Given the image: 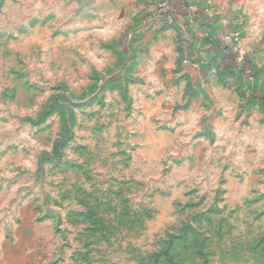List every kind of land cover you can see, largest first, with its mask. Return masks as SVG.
<instances>
[{"label": "rangeland", "instance_id": "rangeland-1", "mask_svg": "<svg viewBox=\"0 0 264 264\" xmlns=\"http://www.w3.org/2000/svg\"><path fill=\"white\" fill-rule=\"evenodd\" d=\"M249 1L218 63L236 47L244 71L210 86L190 33L165 34L167 0H0V264H264Z\"/></svg>", "mask_w": 264, "mask_h": 264}, {"label": "crops", "instance_id": "crops-1", "mask_svg": "<svg viewBox=\"0 0 264 264\" xmlns=\"http://www.w3.org/2000/svg\"><path fill=\"white\" fill-rule=\"evenodd\" d=\"M250 2L249 0H167L168 14L174 20L169 25H166L165 34L169 32L168 36H172L171 38H173L174 35L175 38V36H178L183 31L185 36H192V40H190V44L192 45H186L187 47L185 48H187V51L194 52L198 55L203 54L205 57L201 58L197 56V59H207L205 60L207 61L206 66L201 67L206 69L207 73L201 70L200 72L197 71L198 73L204 74L205 82L209 81L206 75H208L209 69L213 68L216 62L217 68L222 67V65L218 66V63L221 61L219 55L221 56L222 54L220 50L222 43L221 37H224L223 35L226 31L233 29L231 23L238 21L235 14L241 13L240 7L249 5ZM232 7L234 11H232ZM206 11L208 12L206 13ZM175 23H179L181 26L175 25ZM163 46L164 44H162ZM164 47L168 49L165 51V54H175L173 49L176 51V47L172 41ZM171 62L172 64L169 65L171 73H174L177 69H181L177 61ZM194 72L196 73V69ZM187 79V75H179L176 81L180 83V81ZM198 80L201 82L203 79L199 78ZM209 83L210 86L212 84L217 85L216 81H209ZM247 84L253 86L251 82Z\"/></svg>", "mask_w": 264, "mask_h": 264}, {"label": "trees", "instance_id": "trees-1", "mask_svg": "<svg viewBox=\"0 0 264 264\" xmlns=\"http://www.w3.org/2000/svg\"><path fill=\"white\" fill-rule=\"evenodd\" d=\"M219 57H221V56L219 55ZM221 60H223L222 57H221ZM238 69H240L241 72L244 71L243 68H239L236 65V63H234V64L232 63V65H227V66H222V67L216 68L217 75L224 74L227 77L228 76H232L233 74H235L236 71H238ZM252 85H253L254 88H257V87L259 88L260 87L259 84H258V81H255ZM248 86H250V85H248Z\"/></svg>", "mask_w": 264, "mask_h": 264}, {"label": "built area", "instance_id": "built-area-1", "mask_svg": "<svg viewBox=\"0 0 264 264\" xmlns=\"http://www.w3.org/2000/svg\"><path fill=\"white\" fill-rule=\"evenodd\" d=\"M232 50L235 52V59H236V65L240 68V62L242 61V58L239 57L238 53L240 54L239 51H237L236 47H234ZM239 61V62H238ZM202 66V65H201ZM209 72H213L214 75H217V70L216 69H209ZM245 72L250 73V70L245 69Z\"/></svg>", "mask_w": 264, "mask_h": 264}]
</instances>
